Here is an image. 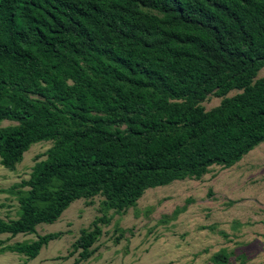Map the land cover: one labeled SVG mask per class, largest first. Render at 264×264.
Instances as JSON below:
<instances>
[{
	"label": "trees",
	"instance_id": "1",
	"mask_svg": "<svg viewBox=\"0 0 264 264\" xmlns=\"http://www.w3.org/2000/svg\"><path fill=\"white\" fill-rule=\"evenodd\" d=\"M262 67L264 0H0V122H16L0 126V164L52 142L8 188L19 215L0 217V233H33L100 195L102 215L73 244L88 259L107 210L264 142ZM208 95L221 100L206 110ZM60 234L0 250L32 259Z\"/></svg>",
	"mask_w": 264,
	"mask_h": 264
},
{
	"label": "rangeland",
	"instance_id": "2",
	"mask_svg": "<svg viewBox=\"0 0 264 264\" xmlns=\"http://www.w3.org/2000/svg\"><path fill=\"white\" fill-rule=\"evenodd\" d=\"M261 76L264 67L256 75ZM220 100L208 95L201 104L208 110ZM15 123L4 119L0 126ZM51 145V141L32 143L12 169L0 164L2 219L18 217L17 195L8 188L28 179L32 165ZM102 200L100 195L77 198L55 221L37 224L33 233H0V247L61 233L32 259L0 250V264H264V142L230 167L213 165L200 178L147 188L123 212L107 210L109 221L100 224L91 256L79 260L73 244L80 230L91 228L102 215ZM216 253L225 254V261H217Z\"/></svg>",
	"mask_w": 264,
	"mask_h": 264
}]
</instances>
